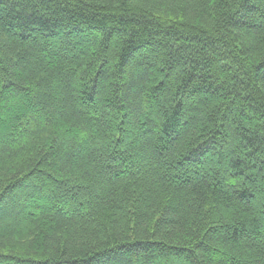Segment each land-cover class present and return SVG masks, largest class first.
Here are the masks:
<instances>
[{"label":"trees","instance_id":"trees-1","mask_svg":"<svg viewBox=\"0 0 264 264\" xmlns=\"http://www.w3.org/2000/svg\"><path fill=\"white\" fill-rule=\"evenodd\" d=\"M0 264H264V0H0Z\"/></svg>","mask_w":264,"mask_h":264}]
</instances>
